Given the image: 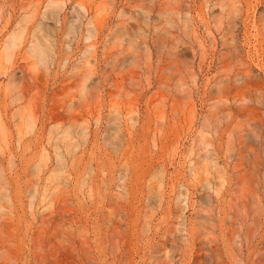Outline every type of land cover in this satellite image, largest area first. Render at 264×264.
<instances>
[{"label": "rangeland", "instance_id": "obj_1", "mask_svg": "<svg viewBox=\"0 0 264 264\" xmlns=\"http://www.w3.org/2000/svg\"><path fill=\"white\" fill-rule=\"evenodd\" d=\"M0 264H264V0H0Z\"/></svg>", "mask_w": 264, "mask_h": 264}]
</instances>
